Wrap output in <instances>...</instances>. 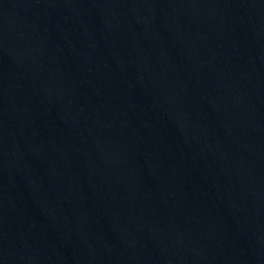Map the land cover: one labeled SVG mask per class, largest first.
<instances>
[{
	"label": "water",
	"instance_id": "obj_1",
	"mask_svg": "<svg viewBox=\"0 0 264 264\" xmlns=\"http://www.w3.org/2000/svg\"><path fill=\"white\" fill-rule=\"evenodd\" d=\"M0 264H264V0H0Z\"/></svg>",
	"mask_w": 264,
	"mask_h": 264
}]
</instances>
